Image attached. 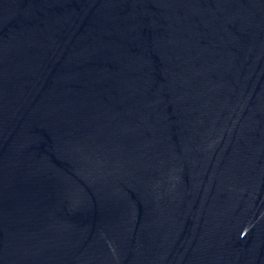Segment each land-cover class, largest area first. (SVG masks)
<instances>
[{"label":"water","instance_id":"water-1","mask_svg":"<svg viewBox=\"0 0 264 264\" xmlns=\"http://www.w3.org/2000/svg\"><path fill=\"white\" fill-rule=\"evenodd\" d=\"M0 264H264V0H0Z\"/></svg>","mask_w":264,"mask_h":264}]
</instances>
